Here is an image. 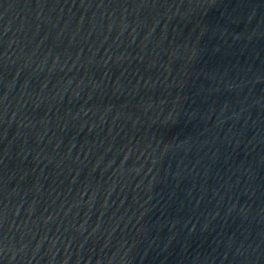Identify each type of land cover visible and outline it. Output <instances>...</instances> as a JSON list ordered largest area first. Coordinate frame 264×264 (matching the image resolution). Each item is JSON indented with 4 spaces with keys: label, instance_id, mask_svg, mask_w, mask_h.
<instances>
[{
    "label": "water",
    "instance_id": "1",
    "mask_svg": "<svg viewBox=\"0 0 264 264\" xmlns=\"http://www.w3.org/2000/svg\"><path fill=\"white\" fill-rule=\"evenodd\" d=\"M0 264H264V0H0Z\"/></svg>",
    "mask_w": 264,
    "mask_h": 264
}]
</instances>
